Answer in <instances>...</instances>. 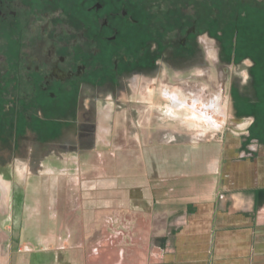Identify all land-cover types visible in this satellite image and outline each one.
<instances>
[{
	"label": "rangeland",
	"instance_id": "1",
	"mask_svg": "<svg viewBox=\"0 0 264 264\" xmlns=\"http://www.w3.org/2000/svg\"><path fill=\"white\" fill-rule=\"evenodd\" d=\"M232 1L214 0L212 14L220 22L214 25L215 35L227 21L222 6L228 8L229 3L231 9ZM257 2L261 9L252 14L256 20L249 39L240 36L239 25L229 40L202 37L211 67L184 71L162 67L156 77H139L99 102L98 91L77 94L56 107L48 121L33 124L29 141L16 145L14 137L7 138L0 160L13 170L38 156L40 161L30 163L24 175L84 179L81 186L71 188L100 195L103 204L116 193L136 200L167 194L169 200V195L195 192L198 175L218 157L228 134L240 133L249 148L263 142L264 0ZM206 28L201 20L200 32ZM14 131L13 125L7 135ZM50 169L55 173L47 172ZM167 222L157 217L154 225L165 232L170 229H165ZM157 236L158 231L152 235L156 240Z\"/></svg>",
	"mask_w": 264,
	"mask_h": 264
},
{
	"label": "crops",
	"instance_id": "2",
	"mask_svg": "<svg viewBox=\"0 0 264 264\" xmlns=\"http://www.w3.org/2000/svg\"><path fill=\"white\" fill-rule=\"evenodd\" d=\"M243 139L224 137L195 192L169 200L116 193L103 204L71 188L84 179L0 169V264H264V135L257 148Z\"/></svg>",
	"mask_w": 264,
	"mask_h": 264
},
{
	"label": "flooded vegetation",
	"instance_id": "3",
	"mask_svg": "<svg viewBox=\"0 0 264 264\" xmlns=\"http://www.w3.org/2000/svg\"><path fill=\"white\" fill-rule=\"evenodd\" d=\"M231 4L222 6L227 21L215 35L214 0H0L1 152L7 138L16 145L29 141L33 124L48 121L77 94L98 91L99 102L139 77H156L162 67H211L202 37L229 40L238 25L242 38L253 36L252 14L260 4ZM13 125V136L7 135ZM39 158L32 155L26 165ZM0 167L8 168L6 161Z\"/></svg>",
	"mask_w": 264,
	"mask_h": 264
}]
</instances>
